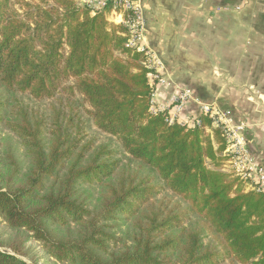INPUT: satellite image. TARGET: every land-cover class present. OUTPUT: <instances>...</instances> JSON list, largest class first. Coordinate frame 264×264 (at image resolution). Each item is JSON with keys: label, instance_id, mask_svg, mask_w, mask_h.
I'll return each instance as SVG.
<instances>
[{"label": "trees", "instance_id": "trees-1", "mask_svg": "<svg viewBox=\"0 0 264 264\" xmlns=\"http://www.w3.org/2000/svg\"><path fill=\"white\" fill-rule=\"evenodd\" d=\"M112 11V3L96 11L78 0H0V124L31 166L23 174L0 146V218L14 232L0 235V264H39L32 240L62 264H264V190L207 166L229 159L210 116L170 123L169 109H154V71L144 51L126 46L129 30L109 21ZM64 84L117 149L82 145L72 112L49 124L10 105L9 94L50 99ZM84 185L102 189L95 211L80 200ZM164 189L185 206L157 204ZM120 219L139 232L117 253L107 225ZM72 226L77 234L63 236ZM210 232L216 245L205 244Z\"/></svg>", "mask_w": 264, "mask_h": 264}, {"label": "crops", "instance_id": "crops-1", "mask_svg": "<svg viewBox=\"0 0 264 264\" xmlns=\"http://www.w3.org/2000/svg\"><path fill=\"white\" fill-rule=\"evenodd\" d=\"M141 4L145 45L162 63L159 73L167 79L165 84L156 83L155 106L170 105L174 94L192 90L199 102L218 106L232 124H246L252 161L264 168V0H141ZM110 17L122 21L118 14ZM199 114V105L192 103L182 119L193 125ZM252 185L264 190L257 180L248 188Z\"/></svg>", "mask_w": 264, "mask_h": 264}, {"label": "rangeland", "instance_id": "rangeland-1", "mask_svg": "<svg viewBox=\"0 0 264 264\" xmlns=\"http://www.w3.org/2000/svg\"><path fill=\"white\" fill-rule=\"evenodd\" d=\"M81 4L85 0H78ZM18 8V7H17ZM112 24H118L116 21L109 18ZM67 84H64L60 89L59 93L55 97L50 99L36 100L29 95H23L20 93L9 94L10 105H14V108H24L28 110L33 116L45 119L49 124L53 122L56 115L64 117L72 114L77 115L75 124H78L81 129V138H83L82 145L87 142L93 143V148L98 149L102 145H110L112 148L117 149L118 143L116 140L101 132L95 127L93 122L90 120L86 113L88 106L83 103L82 97L74 98L72 97L68 90L66 89ZM77 129V128H76ZM0 146L2 150H11L15 154V157L22 168L23 174H27L30 170V161L27 157L25 147L23 146L19 137L10 131L5 125L0 124ZM125 163L128 162L126 158L122 156ZM207 166L210 169L221 170L233 178H235L232 168L228 163V160H220L216 164L207 161ZM131 167L136 168L134 164ZM162 185V184H161ZM164 186V185H163ZM102 189L98 186H88L84 185L80 188L79 196L80 200H84L88 204V208L91 211H95L99 205V199L101 197ZM162 203L163 205H168L170 208L176 204H183L179 198L174 196L169 190L164 189L157 196V204ZM196 221V218H194ZM200 225L204 226L200 222ZM78 227L72 226L70 231L62 230V234L65 237L69 235L75 236L77 234ZM107 231L112 234L113 240L110 243L111 251L123 252L127 249H131L134 246V237L139 232V229L133 221L120 219L115 222H108ZM0 235L6 241L13 239L14 232L9 228L7 223L0 218ZM216 245L218 240L215 235L210 232L207 237H205V244ZM29 246L33 247L38 254L39 264H62L45 254L42 250L40 243L35 241H30ZM221 264H239L231 259H227Z\"/></svg>", "mask_w": 264, "mask_h": 264}, {"label": "built area", "instance_id": "built-area-1", "mask_svg": "<svg viewBox=\"0 0 264 264\" xmlns=\"http://www.w3.org/2000/svg\"><path fill=\"white\" fill-rule=\"evenodd\" d=\"M110 3L113 4L111 14H118L122 18L121 23L118 24L126 25L129 30L130 37L126 46L137 51H144L147 56L146 66L154 71L152 74L153 82L165 84L167 81L166 77L162 73H159L162 63L156 59L154 54L145 45L146 20L141 0H85L83 2V4L88 5L96 11H103ZM237 10H241V8H237ZM192 103L198 104L200 112L210 116L216 126L222 125L228 141L226 155L229 157L228 162L231 165L234 176L247 181L249 184L254 180H257L260 184H264V168L257 167L254 164L248 150V142L244 135L247 129L245 123L232 124L231 120L218 106L199 102L194 92L190 89H182L174 94L170 105L160 108L154 104V109H169L170 123L179 121L182 124H186L182 116ZM253 188L262 189L261 186L257 185H254Z\"/></svg>", "mask_w": 264, "mask_h": 264}]
</instances>
